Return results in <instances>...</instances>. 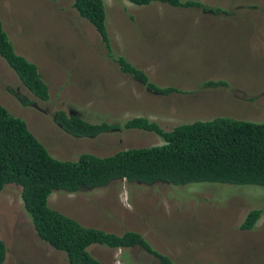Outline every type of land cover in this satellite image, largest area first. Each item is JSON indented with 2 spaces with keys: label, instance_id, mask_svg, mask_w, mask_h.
I'll return each mask as SVG.
<instances>
[{
  "label": "rangeland",
  "instance_id": "rangeland-1",
  "mask_svg": "<svg viewBox=\"0 0 264 264\" xmlns=\"http://www.w3.org/2000/svg\"><path fill=\"white\" fill-rule=\"evenodd\" d=\"M73 1L0 0V21L15 53L37 67L49 90L47 102L34 98L0 57V104L26 122L52 157H105L155 142L149 132L124 128L74 137L54 121L57 111L121 126L145 117L165 130L216 117L264 122V0H193L200 7L104 0L112 47L152 83L179 90L169 95L122 74ZM140 185L112 181L88 193L56 192L48 205L86 228L140 233L178 263L264 264V188ZM253 210L261 212L256 228L241 229ZM0 240L3 264H69L38 237L16 185L0 192ZM88 251L103 264L155 263L140 248L92 245Z\"/></svg>",
  "mask_w": 264,
  "mask_h": 264
},
{
  "label": "trees",
  "instance_id": "trees-1",
  "mask_svg": "<svg viewBox=\"0 0 264 264\" xmlns=\"http://www.w3.org/2000/svg\"><path fill=\"white\" fill-rule=\"evenodd\" d=\"M119 1L135 6H201L193 0ZM72 7L101 36L108 58L122 74L130 76L154 94L179 92L175 87H160L152 83L144 71L133 66L112 47L104 0H74ZM0 57L30 95L42 102L49 100L48 87L37 67L15 53L1 21ZM14 95L23 106L30 104L24 97ZM54 120L65 132L78 138H92L121 128L146 131L155 138L151 146L122 150L111 156L99 157L83 153L75 161L60 160L49 154L21 117L12 115L0 104V192L7 185L19 186L23 210L38 237L53 249L63 252L69 264H103L88 251L92 245L116 250L140 248L155 259L154 264L185 263L173 261L158 252L140 233L125 231L116 235L81 226L48 205V198L54 192L88 193L105 188L112 181L144 185L155 182L173 186L208 183L218 187L230 185L264 188V122L216 117L206 121L180 123L165 130L158 122L145 117L129 119L121 126L106 122L89 123L63 111H57ZM260 217V210L250 211L241 229H254ZM5 256L6 249L0 240V264H3Z\"/></svg>",
  "mask_w": 264,
  "mask_h": 264
},
{
  "label": "clouds",
  "instance_id": "clouds-1",
  "mask_svg": "<svg viewBox=\"0 0 264 264\" xmlns=\"http://www.w3.org/2000/svg\"><path fill=\"white\" fill-rule=\"evenodd\" d=\"M12 43V42H11ZM13 45V44H12ZM13 48H14V46H13ZM14 50H15V48H14ZM65 113V112H64ZM68 115H71V114H68ZM53 118H54V116H53ZM55 121V120H54ZM188 123H191V122H188ZM117 153V152H116ZM81 155V154H80ZM156 183V182H155ZM155 183H152V184H150V187L151 186H154L153 184H155ZM163 184H169V183H163ZM142 185H144V184H142ZM60 192V191H59ZM54 193H56V192H54ZM64 193V192H63ZM53 194V193H52ZM64 194H66V193H64ZM68 195H73V194H68ZM255 228H256V225H255Z\"/></svg>",
  "mask_w": 264,
  "mask_h": 264
}]
</instances>
